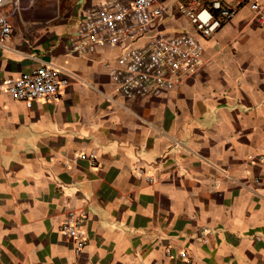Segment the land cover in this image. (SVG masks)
Here are the masks:
<instances>
[{"label":"crops","instance_id":"1","mask_svg":"<svg viewBox=\"0 0 264 264\" xmlns=\"http://www.w3.org/2000/svg\"><path fill=\"white\" fill-rule=\"evenodd\" d=\"M18 1L0 43V264H177L180 250L264 264V25L249 6L205 39L158 0L151 35L190 32L204 64L166 94L127 98L109 76L121 46H65L105 0ZM44 63L67 84L26 108L5 79ZM71 207L88 209L79 252L58 231Z\"/></svg>","mask_w":264,"mask_h":264},{"label":"built area","instance_id":"2","mask_svg":"<svg viewBox=\"0 0 264 264\" xmlns=\"http://www.w3.org/2000/svg\"><path fill=\"white\" fill-rule=\"evenodd\" d=\"M18 0H0V43L12 32L6 5L18 9ZM175 6L195 31L205 39L212 37L241 5H248L257 21L264 25V0H176ZM158 0H105L83 12L75 30L65 39L69 52L94 53L99 46H121L109 76L116 93L127 97H153L166 94L197 72L204 64L202 44L188 31L170 36H152V21L162 15ZM146 37L148 39H146ZM144 42H139L141 39ZM13 100L31 108L35 103L59 97L67 84L61 69L44 63L29 72L5 79ZM88 216L84 207L68 208L58 231L74 242L76 252L87 243L82 222ZM169 253V251H168ZM177 264H196L186 250L177 254Z\"/></svg>","mask_w":264,"mask_h":264}]
</instances>
